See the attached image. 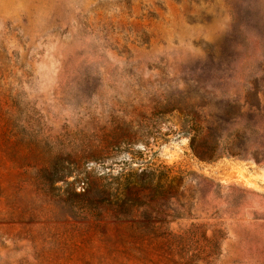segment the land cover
Instances as JSON below:
<instances>
[{"label": "rangeland", "instance_id": "obj_1", "mask_svg": "<svg viewBox=\"0 0 264 264\" xmlns=\"http://www.w3.org/2000/svg\"><path fill=\"white\" fill-rule=\"evenodd\" d=\"M0 264H264V0H0Z\"/></svg>", "mask_w": 264, "mask_h": 264}, {"label": "trees", "instance_id": "obj_2", "mask_svg": "<svg viewBox=\"0 0 264 264\" xmlns=\"http://www.w3.org/2000/svg\"><path fill=\"white\" fill-rule=\"evenodd\" d=\"M199 136H200V133H196L195 135H193L191 137L192 149L194 150V152L196 153V155L199 158H201L203 160L211 159L212 157H211V155H209L208 149H204V148L200 147L199 144L198 145L196 144V141H197ZM143 180L138 183L139 186H143L146 183L145 179H143Z\"/></svg>", "mask_w": 264, "mask_h": 264}]
</instances>
